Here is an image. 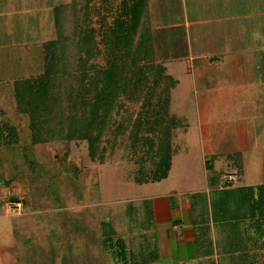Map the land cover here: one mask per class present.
I'll list each match as a JSON object with an SVG mask.
<instances>
[{
  "label": "rangeland",
  "instance_id": "obj_1",
  "mask_svg": "<svg viewBox=\"0 0 264 264\" xmlns=\"http://www.w3.org/2000/svg\"><path fill=\"white\" fill-rule=\"evenodd\" d=\"M127 1L133 3V0ZM146 1L143 19L152 32L154 58L166 73L178 80L171 95L172 109L182 116L172 131L173 175L161 184L139 185L128 180L136 177L140 160L142 163L148 161L146 166H150L151 161L147 158L146 148H143L145 145L141 144L148 132L141 131L137 125L138 120H144L142 108L148 104L143 100L134 103L128 98L123 99L122 107L117 106L114 112L112 121L118 124L117 129L114 130L112 125L101 140L103 160L99 157L93 159L88 142L82 140H49L36 144L34 158L41 166L37 167L36 173H31L20 151L15 156L9 155L7 163L16 167L8 170L7 165L0 166V264H117V259L105 249L103 242L104 235L111 229H116L117 235L126 242L129 254L125 260H131L132 254L134 261L142 262L147 254L143 251L133 254L132 250L144 244L141 237L144 228L140 226L149 225L152 220L150 201L143 198L147 194L176 190V179L182 174L184 178L192 174L204 178V159L212 156L206 153L208 140L203 139L201 132L206 133L207 130V105L218 103L219 99L230 97V94L225 91L215 99L216 91L213 90L207 95L209 78L206 64L197 70L198 83L195 85L192 73H183L176 59L186 55L190 59L191 51L213 52L210 51L212 42L207 36L214 33L213 29L207 23L191 28L186 22L201 15L208 16L211 8H193L191 0ZM101 2L106 3L109 9L107 17L110 21L118 13L122 0H0V106L7 111L24 140L29 134L28 122L16 112L14 84L17 79L42 72V45L58 38L56 7L67 6L63 20L65 33L71 37L74 17L78 12L84 16L87 5L90 20L98 26L103 11ZM206 2L213 3L212 0L202 1L203 4ZM243 8H233L231 13L242 12ZM193 31L195 35L204 36L202 41L199 39L201 42L194 38ZM237 37L239 39L233 40L234 43L226 50L256 51V46L264 51L263 43H256V38L254 40L240 31ZM75 51L69 47V63L74 62ZM204 60L208 63L207 55ZM97 61L104 63L101 58ZM229 72L226 73L229 80L248 74L237 69L231 77L232 72ZM221 112L225 113L226 109ZM199 115L203 120H199ZM218 115L224 123L232 120L229 108L224 115L220 111ZM221 117L217 120L220 127L214 128L224 136L213 146L215 150L234 149L232 134L234 131L238 133L239 120L229 121L224 127ZM223 127L226 131L222 130ZM135 135L139 136L137 142ZM243 138L237 137L240 139L239 147H246ZM223 161L217 159L215 167L223 166ZM12 175L15 179L7 185L5 181ZM185 197L191 198L192 195ZM15 202H21V207H15ZM104 221L110 225L104 226ZM118 236L113 238L117 240ZM220 255L223 259L225 253L220 252Z\"/></svg>",
  "mask_w": 264,
  "mask_h": 264
},
{
  "label": "trees",
  "instance_id": "obj_2",
  "mask_svg": "<svg viewBox=\"0 0 264 264\" xmlns=\"http://www.w3.org/2000/svg\"><path fill=\"white\" fill-rule=\"evenodd\" d=\"M146 2L133 0L131 4L122 0L118 13L110 21L109 9L101 2L103 11L98 26L90 20L87 5L84 16L78 12L74 17L71 37L65 33L63 20L67 6L56 7L58 38L42 45V72L17 79L14 84L16 112L27 118L28 138L23 139L19 128L0 106L1 167L7 165L8 170L16 167L7 163L6 158L20 151L31 173H36L41 166L34 158V146L49 140L87 141L92 158L103 160L101 140L112 125L117 129L118 124L112 121L114 112L128 98L134 103L143 100L148 104L142 108L144 120H138L137 125L148 132L141 144L151 160L150 166L145 164L148 161L140 160L136 177L128 180L142 185L168 177L173 161L172 131L182 117L171 105L172 89L178 80L154 58L152 32L143 19ZM70 46L76 50L73 63H69L67 55ZM98 58L104 59V63ZM134 138L139 141L138 135ZM14 179L12 175L5 182L11 185ZM251 190V208L264 218V186ZM103 225L110 223L104 221ZM104 236V247L112 252L117 264L136 262L132 254L131 260H125L129 254L127 245L116 229Z\"/></svg>",
  "mask_w": 264,
  "mask_h": 264
},
{
  "label": "crops",
  "instance_id": "obj_3",
  "mask_svg": "<svg viewBox=\"0 0 264 264\" xmlns=\"http://www.w3.org/2000/svg\"><path fill=\"white\" fill-rule=\"evenodd\" d=\"M202 1L205 0H191L193 8H211L208 16L201 15L186 22L191 28L207 23L213 29L214 33L207 35L213 52L191 51L190 59L186 55L176 60L183 73H192L195 85L198 83L196 73L206 64L207 95L215 90V99L225 91L230 97L207 105V130L201 132L203 139L208 140L206 153L212 156L204 159V178L193 174L184 178L182 174L176 179V190L147 194L143 198L150 201L152 220L149 225L140 226L144 228L141 233L144 244L135 247L132 253L143 251L147 257L142 262L129 264H210L211 260L212 264H264V218L251 208V189L264 186V51L256 46V51H228L233 40L239 39V31L256 38V43L259 41L264 46V0H212L213 3L206 2L207 5ZM233 8L245 10L231 13ZM251 30L255 32L250 33ZM193 36L197 41L204 38L202 34L195 35L194 31ZM206 55L208 63L204 60ZM237 69L240 73H248L247 76L233 78ZM226 70L232 72H229L230 80ZM216 104L224 108L214 107ZM228 108L232 120L224 123L218 114L220 111L224 115ZM223 109H226L225 113L221 112ZM219 117L224 127L229 121L239 120L238 133L232 134L234 149L215 150L213 146L224 136L214 128L220 127L217 126ZM200 119L203 120L199 115ZM224 127L222 130L226 131ZM241 136L246 147L237 145L240 140L237 137ZM217 159H224L223 166L215 167ZM173 169L174 161L167 178L142 185L161 184L171 178ZM234 172L237 173L236 180L226 185L223 176ZM188 195L192 197H185ZM231 251H236L238 256L232 255ZM220 252L225 253L223 259Z\"/></svg>",
  "mask_w": 264,
  "mask_h": 264
},
{
  "label": "built area",
  "instance_id": "obj_4",
  "mask_svg": "<svg viewBox=\"0 0 264 264\" xmlns=\"http://www.w3.org/2000/svg\"><path fill=\"white\" fill-rule=\"evenodd\" d=\"M236 177H237V173L234 172V173L225 174L223 176V179H224L226 185H231L236 180ZM21 204H22L21 202H15L14 206L15 207H17V206L21 207Z\"/></svg>",
  "mask_w": 264,
  "mask_h": 264
}]
</instances>
